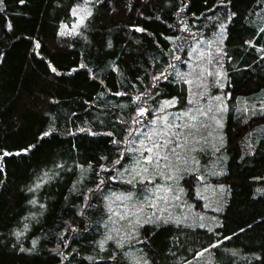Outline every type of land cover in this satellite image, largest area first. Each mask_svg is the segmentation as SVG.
<instances>
[{"label":"trees","instance_id":"trees-1","mask_svg":"<svg viewBox=\"0 0 264 264\" xmlns=\"http://www.w3.org/2000/svg\"><path fill=\"white\" fill-rule=\"evenodd\" d=\"M74 2L4 0L0 11V164L4 169L0 173V264H94L86 257L95 255L103 221L98 209L83 207L81 193H87L99 179L93 171L105 163L99 157L114 160L117 152L109 142L112 137L91 136L77 128L113 131L120 139L124 125L117 117H130L133 100L151 83V74L168 63L186 70L187 65L169 53L176 50L181 60H189L195 37L213 38L216 18L236 13L224 36L228 80L222 91L232 99L264 101V52L244 43L251 39L264 45V33H259L264 27V0H230L226 7L220 0H100L89 20L86 40L57 35ZM9 23L11 30L6 26ZM185 25L195 37L184 30ZM37 40L40 48L34 47ZM49 61L60 75L50 71ZM81 63L87 68L68 74ZM113 67L118 71H112ZM171 80L170 76L160 82L161 95L179 96L182 104L181 87ZM116 91L129 96H112ZM241 119L233 113L228 116L218 152L197 153L205 182L223 187L226 197L217 212L208 211L204 196L202 200L191 196L188 203L214 226H161L147 246L136 245L152 264H182L184 258L191 264H264V114ZM49 128L55 132L41 138ZM30 144L36 145L30 153L14 154ZM89 162L92 169H88ZM57 163L71 170H56ZM77 163L88 169L83 176ZM50 169L59 174L36 191V199L44 204L41 209L28 203L33 193L27 188ZM208 170L216 175H208ZM107 175L100 173V177ZM108 183L113 190L125 187ZM25 223L28 229L17 241L12 233L23 230ZM151 227L146 224L141 235ZM177 237L179 243L174 246ZM32 240L37 241L34 251H18L21 245L32 248ZM210 245H216L210 248L211 255L195 256Z\"/></svg>","mask_w":264,"mask_h":264},{"label":"snow or ice","instance_id":"snow-or-ice-1","mask_svg":"<svg viewBox=\"0 0 264 264\" xmlns=\"http://www.w3.org/2000/svg\"><path fill=\"white\" fill-rule=\"evenodd\" d=\"M229 2L230 0H220V4L225 7ZM19 3L24 4L25 0H19ZM98 3L100 0H75L69 9L67 20L60 22L57 35L81 37L86 40L89 20ZM3 4L4 0H0V11L4 10ZM234 16L236 13L230 12L223 19L216 18L212 25L216 31L213 38L208 40H205L203 36L195 37L191 28L185 25L184 30L195 37V44L188 53L189 60H181V57L176 55V50L169 55L173 60L186 64L189 70L181 72L176 64L168 63L166 68L152 73L151 83L145 90L137 92L130 117L123 119L117 117L118 123L124 125L120 139L116 138V133L113 131L96 132L90 126L77 128L78 132L91 136L112 137L109 142L116 146L117 152L114 160L107 156L99 157L101 161H105L97 165L98 170H93L99 179L93 188L87 189V193H81L84 196L83 207L98 209L103 221L104 231L95 241V255L86 257L94 264H107L108 261H113L115 264H152L144 249H136V245L147 246L155 230L161 226L171 223L179 228L187 220L184 210L193 207L188 203V199L191 196L197 200L204 199L200 189L206 187V175L197 153H205L209 141L207 137L198 134L201 129L212 125L215 128L223 127L222 114L228 110L227 98L230 94L222 91L228 80L223 65V58L228 54L222 45L227 24ZM6 26L11 30L10 23ZM137 31H143V29L137 28ZM259 33H264V27L259 29ZM165 39L171 40L172 37ZM244 43L255 48L257 52H264V45H258L251 39L245 40ZM34 47H41L38 40L35 41ZM108 47H112L111 42ZM228 59L231 60V57L229 56ZM48 67L51 72L60 75L50 61ZM79 68H87V64L77 65L76 68L70 69L68 74L71 75ZM88 71L90 75H93L91 69ZM112 71H118V68L113 67ZM170 76L171 83L181 87L184 94L182 104L179 96L161 95L160 82L168 81ZM93 78H95L94 75ZM136 80L140 81L141 78L137 76ZM129 86L135 88L134 84ZM213 88L219 91L212 94ZM111 95L129 96V93L116 91L111 92ZM177 104L181 106L177 107ZM261 108L264 109V102H261ZM244 111L247 112L248 109L245 108ZM54 132V128H49L41 133V138L49 137ZM208 135H211V132ZM35 147L36 145L30 144L14 154H28ZM215 151H219V148H215ZM3 155H13V153H3ZM109 164L112 167H108ZM117 165L119 167H116ZM75 166L80 170L81 176L88 169H92L91 162L88 163V169L79 163ZM54 169L71 170V166L66 167L65 163H57ZM3 171V165L0 164V173ZM50 172L52 175L49 174ZM101 172L108 175L100 177ZM58 174V171L50 169L37 177L27 188L29 193H33L28 203L43 209L44 204L36 199L35 193ZM207 174L216 175L211 170H208ZM108 182H116L125 187L113 190ZM88 194L91 195V199ZM175 209H181V212L176 214ZM31 215L34 214L30 213ZM80 215H84V212H80ZM24 219L27 220L28 217ZM200 219L203 217L201 216ZM146 224L152 227L145 230L142 236L140 230ZM27 229L28 224L25 223L23 230H14L12 234L19 241ZM176 240L177 243L174 246H178V237ZM109 242L114 245L111 250ZM36 244L37 241L32 240V248L26 249L21 245L18 251L32 252ZM16 246L13 245V247ZM212 247L216 245H210L209 248L197 252L195 256L201 257L204 252L210 253ZM106 252L107 255H104ZM182 264H191V262L184 258Z\"/></svg>","mask_w":264,"mask_h":264},{"label":"rangeland","instance_id":"rangeland-1","mask_svg":"<svg viewBox=\"0 0 264 264\" xmlns=\"http://www.w3.org/2000/svg\"><path fill=\"white\" fill-rule=\"evenodd\" d=\"M223 62H224V58H223ZM188 70L189 69L187 66L186 70H183L181 72H186ZM226 84L227 82L225 83V85ZM212 90L213 89H211V91ZM213 92L214 93L212 92L211 93L215 94L217 91L214 90ZM261 102H264V101L257 102V101H252V100H246L244 97L232 99V96L230 94L229 97L227 98L228 110L222 114L223 115V127L215 128V126L212 125V126L201 129L200 133L198 134V135H203L207 137V140L209 141L208 145L206 146L205 153H207V151H210V150L214 152H218V151H215V148L220 149L221 146L223 145L224 128H225L228 116L231 113H233L234 116L238 115L239 118L241 117L242 118L241 121H245L249 119L250 117L263 115L264 109L261 108ZM245 108L248 109L247 112L244 111ZM209 132H211V135H208ZM208 162L212 163L213 161L210 160ZM205 184H206V187H202L200 190V194L206 198L207 205H205V207L208 209V211L217 212L221 209V202L223 198L226 197L224 188L221 186H218V187L213 186L212 184L207 183V182H205ZM261 192H264V188L261 189ZM191 209L192 208L184 210L187 215V220L183 224L184 226L194 227L195 225L203 224V223L209 224V226H212V227L214 226V223L209 222L208 217L199 215L196 213V211H194V209L192 210ZM174 212L176 214H179L181 212V209H175ZM201 216L203 217V219H200Z\"/></svg>","mask_w":264,"mask_h":264}]
</instances>
